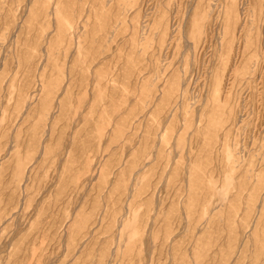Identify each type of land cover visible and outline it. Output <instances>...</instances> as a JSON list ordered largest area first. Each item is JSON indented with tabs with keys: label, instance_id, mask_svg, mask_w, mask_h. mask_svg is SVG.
Wrapping results in <instances>:
<instances>
[{
	"label": "rangeland",
	"instance_id": "rangeland-1",
	"mask_svg": "<svg viewBox=\"0 0 264 264\" xmlns=\"http://www.w3.org/2000/svg\"><path fill=\"white\" fill-rule=\"evenodd\" d=\"M0 264H264V0H0Z\"/></svg>",
	"mask_w": 264,
	"mask_h": 264
}]
</instances>
